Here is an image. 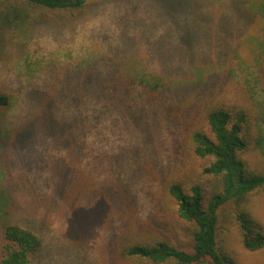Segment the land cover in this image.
Instances as JSON below:
<instances>
[{
  "label": "rangeland",
  "instance_id": "rangeland-1",
  "mask_svg": "<svg viewBox=\"0 0 264 264\" xmlns=\"http://www.w3.org/2000/svg\"><path fill=\"white\" fill-rule=\"evenodd\" d=\"M89 1L98 4L76 21L24 26L2 39L0 92L11 105L0 113V225L40 237L32 264H112L123 234L162 233L191 249L190 226L159 212V178L183 165L177 129L164 113L133 118L143 75L162 77L172 91L205 78L210 93L221 83L233 99L249 90L262 138L247 158L264 173V64L248 47L264 23L262 0ZM113 73L131 94L110 86L102 97ZM250 207L264 231V186ZM218 245L233 264H264V247L248 251L231 223Z\"/></svg>",
  "mask_w": 264,
  "mask_h": 264
},
{
  "label": "trees",
  "instance_id": "trees-1",
  "mask_svg": "<svg viewBox=\"0 0 264 264\" xmlns=\"http://www.w3.org/2000/svg\"><path fill=\"white\" fill-rule=\"evenodd\" d=\"M242 2L251 5L247 0ZM97 4L89 0H0V61L2 39L7 34L16 33L24 26L60 19L76 21ZM258 12L264 17L263 0ZM261 26L256 40L249 36L248 47L264 64V23ZM253 42L257 47H252ZM239 48L237 45L235 51ZM226 74L229 79L228 70ZM111 79L104 84L102 97L108 94L110 86L114 92L120 87L124 94H131L124 78H116L113 73ZM89 81L90 86L96 82ZM222 84L210 93L206 78L197 83L190 79L179 82L173 91L171 84L160 76L143 75L138 81L145 99L139 106L131 103L136 111L133 118L142 122L144 116L160 117L164 113L163 117L177 129L173 142L176 157L183 165L178 174L172 170L163 179L159 178V212L165 221L170 216L190 226L191 249L172 245L162 233L123 234L117 236L112 264H233L218 245V231L227 223L239 228L248 251L264 247V231L250 207L254 195L264 186V173L247 158L262 138L261 108L249 90L244 89L243 94L233 99ZM123 98H117L122 106ZM10 105L9 95L0 92V113ZM136 120V128L151 134L149 123L147 126ZM0 226V264H32L43 247L40 237L17 224L3 222Z\"/></svg>",
  "mask_w": 264,
  "mask_h": 264
}]
</instances>
